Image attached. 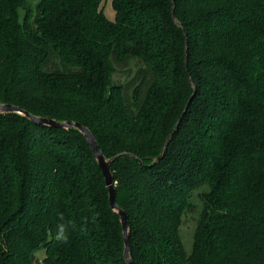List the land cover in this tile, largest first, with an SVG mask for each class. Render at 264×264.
Returning <instances> with one entry per match:
<instances>
[{
  "label": "trees",
  "instance_id": "1",
  "mask_svg": "<svg viewBox=\"0 0 264 264\" xmlns=\"http://www.w3.org/2000/svg\"><path fill=\"white\" fill-rule=\"evenodd\" d=\"M106 2L0 0V103L80 122L120 154L136 264H264V0H112L114 20ZM41 249V264H127L85 135L0 113V264Z\"/></svg>",
  "mask_w": 264,
  "mask_h": 264
},
{
  "label": "water",
  "instance_id": "2",
  "mask_svg": "<svg viewBox=\"0 0 264 264\" xmlns=\"http://www.w3.org/2000/svg\"><path fill=\"white\" fill-rule=\"evenodd\" d=\"M173 15L174 18H176V14H175V10H173ZM191 101V99H190ZM0 113L3 114H10V113H19L22 115L27 116L28 118H30L31 120L38 122V123H42V124H46L49 126H53V127H62V128H70V127H74L79 129L87 138L92 151L94 153V156L102 170V173L105 177V182L106 185L109 189V200H110V206L112 209H114L115 211H117L120 215L121 218V222L123 225V236H124V242H125V249H124V257L125 260L127 262V264H136V262L133 260V258L131 257V253H130V237H129V220H128V215L126 213V211L124 209H122L116 200V188L115 185L113 183V173L111 170V164L113 163V161H115L119 156L116 155L114 157L111 158H107L104 153L102 152L100 145L98 144L94 134L92 133V131L84 126L83 124H81L80 122H76V121H58L56 119L50 118V117H42V116H37L34 115L32 113H30L29 111L23 109L20 106L17 105H13L10 103H0ZM176 129V128H175ZM174 131L170 134V136L167 139L166 142V146L168 145L170 139L172 138ZM166 148V147H165ZM164 152H162V154L158 157V159H160L163 155Z\"/></svg>",
  "mask_w": 264,
  "mask_h": 264
},
{
  "label": "rangeland",
  "instance_id": "3",
  "mask_svg": "<svg viewBox=\"0 0 264 264\" xmlns=\"http://www.w3.org/2000/svg\"><path fill=\"white\" fill-rule=\"evenodd\" d=\"M104 13L105 15L111 19H115V10L113 8L112 0H107L104 6ZM199 192H195L193 196V200L196 204L197 210L195 212L192 211H187L183 215V221H182V226H181V238L183 241V244L185 246V249L187 252H191L192 250V244H193V236L195 233V230L197 228V219L199 215V209L201 207L200 205V199H199ZM45 256V249H41L36 253V260L38 264H41L42 259Z\"/></svg>",
  "mask_w": 264,
  "mask_h": 264
},
{
  "label": "clouds",
  "instance_id": "4",
  "mask_svg": "<svg viewBox=\"0 0 264 264\" xmlns=\"http://www.w3.org/2000/svg\"><path fill=\"white\" fill-rule=\"evenodd\" d=\"M75 228V224L72 220L66 219L64 213H57V224L53 233V239L60 243H67L71 230ZM81 231L85 228L82 226Z\"/></svg>",
  "mask_w": 264,
  "mask_h": 264
}]
</instances>
